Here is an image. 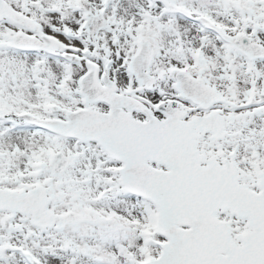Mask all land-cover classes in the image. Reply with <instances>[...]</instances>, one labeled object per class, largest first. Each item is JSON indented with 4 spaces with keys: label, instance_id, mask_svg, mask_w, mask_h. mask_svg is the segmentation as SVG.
<instances>
[{
    "label": "snow or ice",
    "instance_id": "snow-or-ice-1",
    "mask_svg": "<svg viewBox=\"0 0 264 264\" xmlns=\"http://www.w3.org/2000/svg\"><path fill=\"white\" fill-rule=\"evenodd\" d=\"M0 264H264V0H0Z\"/></svg>",
    "mask_w": 264,
    "mask_h": 264
}]
</instances>
